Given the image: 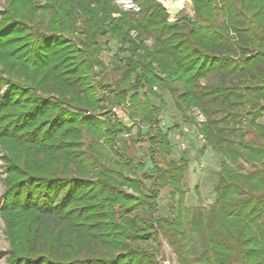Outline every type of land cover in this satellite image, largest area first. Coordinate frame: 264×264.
Returning <instances> with one entry per match:
<instances>
[{
    "label": "trees",
    "instance_id": "16d2710c",
    "mask_svg": "<svg viewBox=\"0 0 264 264\" xmlns=\"http://www.w3.org/2000/svg\"><path fill=\"white\" fill-rule=\"evenodd\" d=\"M191 1L194 16L170 20L160 0H132L131 9L117 0H5L7 264H162L159 247L148 245L162 237L180 264H264V0ZM105 37L118 43L110 64L101 58ZM109 65L113 78L104 82ZM211 75L217 80L202 83ZM154 86L168 90L184 116H204L203 148L222 156L206 208L185 204L189 159L165 158L173 146ZM126 101L136 141L149 140L150 171L118 149L131 127L100 117ZM86 131L120 158L108 164L92 151L91 160ZM166 187L178 205L163 216L157 200ZM194 229L204 248L189 257Z\"/></svg>",
    "mask_w": 264,
    "mask_h": 264
},
{
    "label": "rangeland",
    "instance_id": "374dc122",
    "mask_svg": "<svg viewBox=\"0 0 264 264\" xmlns=\"http://www.w3.org/2000/svg\"><path fill=\"white\" fill-rule=\"evenodd\" d=\"M119 4L123 6L120 0H117ZM162 4L170 3L176 4L181 3L183 6L182 11L177 15L189 14L194 16L193 4L191 0H160ZM5 6V0H0V15ZM134 7H136L134 5ZM131 9V8H130ZM177 16L169 14V19L173 20ZM222 19V18H221ZM101 43L103 45V51L101 53V58L106 64H110V61L113 55L117 52L118 43L114 38H101ZM111 66L109 65V75L103 79L106 82L108 79L112 80L113 76ZM105 72H102L104 75ZM217 77L214 75L205 77L202 79V83H207L208 81H215ZM6 83H0V95L5 93ZM156 87V88H155ZM157 94H160L164 100V104L161 111V121L160 127L164 131H168L169 139L172 143V151L166 155V160H176L178 161L180 157L185 156L189 159L188 170L185 171L183 179V188L187 191L185 196V204L191 208L196 209L197 207H208L212 202L215 201V191L214 186L218 180V170L221 166L222 156L219 152L214 150L211 146L203 148L205 139L201 136L199 131V123L204 119V116L198 115L199 111L188 112V117L184 116L183 113L178 109L175 104V99L168 90H162L157 86L153 88ZM155 104H159V98H152ZM125 109L127 110L128 116L122 117V120L119 119L117 115L109 112L108 115H101L102 119L115 118V121L123 122L127 124L131 129L129 130L128 135L123 134L121 142L117 144L119 151L122 153L125 151L129 155L135 157L136 159H143L146 161V170L150 171L152 168V163L150 160V151H149V140L147 136L142 137L140 140L136 141V121L130 115L131 103L126 101L122 103ZM114 106V105H113ZM112 106V107H113ZM190 116L194 117V120H191ZM126 119V120H125ZM259 122L264 123V117L259 119ZM142 127V126H141ZM147 128H144L143 131H146ZM126 133V132H125ZM84 142L82 148H84L89 154L91 153V160H93V154L98 153L100 157L106 161L108 164H111L114 160L120 158L114 149L106 147L102 139H98L94 134L90 132H85ZM128 140L127 145L123 143V140ZM184 142L186 148L182 149L180 143ZM90 147V148H89ZM4 151L0 146V205L3 201V191H4V177L5 166L3 161ZM248 167V166H245ZM72 171L75 173L78 171V168L75 165H72ZM146 171V172H147ZM150 173V172H148ZM143 178L145 176L141 175ZM150 185L149 180L143 179ZM130 191V190H129ZM178 205V200L172 201L170 194V188H163L160 192L159 198L157 200V206L159 208V213L163 216L170 215L172 208H176ZM5 231V224L0 215V264H7V256L9 255L10 241L7 238ZM150 248L157 249L159 247V259L161 263L167 259L170 260L168 251L162 243L157 245V243H149ZM204 248L203 245V236L201 231L194 229L193 230V241L189 244L187 252L189 257H193L195 254L200 253ZM171 261V260H170Z\"/></svg>",
    "mask_w": 264,
    "mask_h": 264
},
{
    "label": "water",
    "instance_id": "95a60500",
    "mask_svg": "<svg viewBox=\"0 0 264 264\" xmlns=\"http://www.w3.org/2000/svg\"><path fill=\"white\" fill-rule=\"evenodd\" d=\"M120 1L123 4V6L127 9L134 7L132 0H120ZM163 6H164L165 10L169 14H172L173 16H177L183 9V6L181 3H176V4L164 3ZM162 243L166 247V250L168 251V254H169L168 258L171 260L170 261V260L166 259L163 262V264H180L178 262V258L175 255L174 251L172 250V248L169 246V244L167 243V241L163 237H162Z\"/></svg>",
    "mask_w": 264,
    "mask_h": 264
},
{
    "label": "built area",
    "instance_id": "2783aa9c",
    "mask_svg": "<svg viewBox=\"0 0 264 264\" xmlns=\"http://www.w3.org/2000/svg\"><path fill=\"white\" fill-rule=\"evenodd\" d=\"M156 88V87H155ZM111 113H113L114 115H117L119 117L120 120H122V117L124 116H128L127 114V110L125 109L124 105L122 104H116L112 107L111 109ZM198 115H201V113H198ZM126 120V119H125ZM126 135H128V132L127 133H124ZM202 136V135H201ZM180 147L182 149H185L186 148V144L184 142H181L180 143Z\"/></svg>",
    "mask_w": 264,
    "mask_h": 264
},
{
    "label": "bare ground",
    "instance_id": "6f19581e",
    "mask_svg": "<svg viewBox=\"0 0 264 264\" xmlns=\"http://www.w3.org/2000/svg\"><path fill=\"white\" fill-rule=\"evenodd\" d=\"M181 1V0H180Z\"/></svg>",
    "mask_w": 264,
    "mask_h": 264
}]
</instances>
